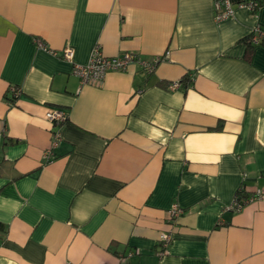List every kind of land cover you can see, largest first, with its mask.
I'll return each instance as SVG.
<instances>
[{"label": "crops", "instance_id": "crops-1", "mask_svg": "<svg viewBox=\"0 0 264 264\" xmlns=\"http://www.w3.org/2000/svg\"><path fill=\"white\" fill-rule=\"evenodd\" d=\"M262 1L0 0V264H264Z\"/></svg>", "mask_w": 264, "mask_h": 264}, {"label": "built area", "instance_id": "built-area-1", "mask_svg": "<svg viewBox=\"0 0 264 264\" xmlns=\"http://www.w3.org/2000/svg\"><path fill=\"white\" fill-rule=\"evenodd\" d=\"M236 7H243L247 8L250 13H256L257 9V2L256 1H246L240 2L236 5L232 4L230 0H214V19L216 21H222L229 17L233 16L234 9ZM254 36L253 40L257 41L263 34L260 27H256L253 31ZM73 49L71 47H64L62 50V57L66 60L71 61L73 59ZM166 53L165 56H167ZM136 58V54L134 53H124L123 55L119 56H105L102 53L100 45L96 44L90 54L89 60L86 64H74L73 72L80 78L81 83H89L91 81L101 80L105 73L108 71H123L127 68L128 64ZM137 60H139L137 58ZM140 64L142 65L143 69L147 72H151L154 70L156 64L161 61L160 57L156 59H152L151 61L139 60ZM181 86L180 81H173L169 83L168 88L170 90L178 89ZM46 118L53 124L58 125L65 121L66 116L64 112L61 110L52 109L46 112ZM261 196H263L261 194ZM238 201V200H237ZM234 201V206H239L240 203ZM179 213L178 208L174 205L171 209V214L176 216ZM161 242L166 245L169 241L168 235L161 236Z\"/></svg>", "mask_w": 264, "mask_h": 264}, {"label": "trees", "instance_id": "trees-1", "mask_svg": "<svg viewBox=\"0 0 264 264\" xmlns=\"http://www.w3.org/2000/svg\"><path fill=\"white\" fill-rule=\"evenodd\" d=\"M257 9H259V7L262 5V0H257ZM261 29V27H260ZM254 36V33L252 32L250 35H247L245 36L242 40V42L244 43L245 45V53H244V58L246 60H250V57H251V53L253 51V49L257 46H264V34H262V36L257 40V41H254L252 38ZM162 59V58H160ZM152 72V71H151ZM149 73V72H148ZM180 82H181V86H184V87H188L190 82H191V77L190 75L188 74H185L184 77H182L180 79ZM239 193H242L241 191H239ZM241 197V196H240ZM242 197H246V195H243Z\"/></svg>", "mask_w": 264, "mask_h": 264}]
</instances>
